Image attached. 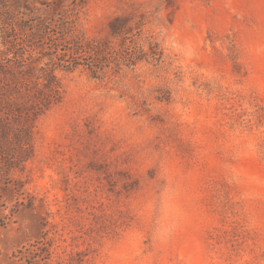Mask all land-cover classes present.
I'll return each mask as SVG.
<instances>
[{
    "label": "rangeland",
    "instance_id": "374dc122",
    "mask_svg": "<svg viewBox=\"0 0 264 264\" xmlns=\"http://www.w3.org/2000/svg\"><path fill=\"white\" fill-rule=\"evenodd\" d=\"M52 69L0 95V264H264V0H0V86Z\"/></svg>",
    "mask_w": 264,
    "mask_h": 264
},
{
    "label": "trees",
    "instance_id": "16d2710c",
    "mask_svg": "<svg viewBox=\"0 0 264 264\" xmlns=\"http://www.w3.org/2000/svg\"><path fill=\"white\" fill-rule=\"evenodd\" d=\"M49 38L52 40V36H50ZM65 50H67L65 51V55L67 54L70 55L71 52L72 54L77 55V47L76 48L74 47L73 50L70 48L67 49L65 48ZM101 55H102L101 51L97 53V56L94 55L93 61H90L88 66L89 67L97 66L96 61L99 57H101ZM69 65L70 63H68L67 66ZM38 79L39 81L38 80L36 81V85H39V87L36 92L32 90V87L29 84L25 85L24 87H20L16 89L15 88L5 89L0 86V95L10 97L11 96L10 94L16 93L17 95L20 94L24 96V98H26L27 101L29 102V105L27 106V108L30 110L29 112H31L34 116H36L41 111H43V109H47L51 106V104L57 102L61 94L60 87L56 81V75L54 74L53 69L52 71L46 73V77H38ZM3 89L5 90V93L2 94ZM1 98H5V97H1ZM13 105L14 104H12L10 100L9 102H7V106L11 107V109ZM0 124L12 125L10 124V122H8V119H4V118L2 120L0 118Z\"/></svg>",
    "mask_w": 264,
    "mask_h": 264
}]
</instances>
